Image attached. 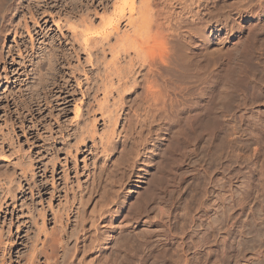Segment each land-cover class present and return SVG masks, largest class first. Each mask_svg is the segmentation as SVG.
I'll return each instance as SVG.
<instances>
[{
	"label": "rangeland",
	"instance_id": "374dc122",
	"mask_svg": "<svg viewBox=\"0 0 264 264\" xmlns=\"http://www.w3.org/2000/svg\"><path fill=\"white\" fill-rule=\"evenodd\" d=\"M9 2L22 5L10 16L13 24L27 14L36 54L26 51L25 30L1 38L0 264H97L110 253L118 264H264V59L257 56L264 15L241 13L242 0L208 3L216 12L213 21L206 17L211 50L195 44L196 60L217 65L201 91L211 81L223 91L241 66L246 70L235 52L252 40L256 48L263 44L248 56L255 63L251 82L241 83L216 124L205 122L209 103L201 100L199 139L189 133L187 114L150 124L143 109L135 112L139 99L121 84L141 57L126 39L134 34L127 21L119 32L107 29L115 0ZM35 4L45 5L39 25L28 13ZM226 14L235 21L231 33ZM80 28L94 34L88 47ZM50 50L55 62L41 60ZM213 133L216 148L208 141ZM98 233L103 253L93 250Z\"/></svg>",
	"mask_w": 264,
	"mask_h": 264
},
{
	"label": "bare ground",
	"instance_id": "6f19581e",
	"mask_svg": "<svg viewBox=\"0 0 264 264\" xmlns=\"http://www.w3.org/2000/svg\"><path fill=\"white\" fill-rule=\"evenodd\" d=\"M8 1L9 0H0V42H1V38L3 36L5 37L9 35V33H14V35H20L22 34V31L25 30L29 34L30 36L29 42H31V47H27L25 45L27 47L26 51L31 50L33 52V54L31 55L33 56L34 53L36 54V48H35L36 43H35L34 35L32 34L31 28L29 26L30 21H28L27 19V14H25L24 16L21 15L23 16L22 20L20 19L21 21H19L17 24L15 23L13 24L11 15L18 8L21 9L22 5H20V3L17 4L15 2L8 3ZM115 1H116L115 2L116 6L114 5L115 12L113 10L114 13L112 17L110 16L109 20L107 21L108 22L107 29H109L110 31L114 30L119 32L118 31L119 25L121 21L124 20L127 21L126 24L128 25V27L133 29L132 32L134 31L133 35L128 34L126 36L127 38L126 37L125 38L128 41L129 40L132 41L134 46L132 44L131 46L137 48L135 49L136 53L139 51L140 56H138V53L137 56L138 58L141 57V60L139 59L140 61L139 60L138 61L140 62L139 67L140 68L142 67V69L139 70L140 68H137L138 69L137 71L136 69H134V66L136 65L131 63L133 67L130 68L132 69L130 70L128 68L130 71L124 73L127 75L126 76L122 75L123 72L122 74L119 72V76L121 74V76H125V79H127V80L122 79L124 84H121L122 85L121 87L123 88L124 86L125 90L131 89L132 91V92L130 91L131 95L135 94V101H137L136 99H139V103L137 104V107H135L136 110L135 112L137 113L138 110L143 109L144 114L143 117H141L143 118L144 121L143 123H146L145 121H147L150 124H153L155 121L158 120L165 121V119H167L170 116V114H172L173 112H175L176 115L179 114L180 116L182 114L183 115L187 114V116H184L185 119L189 120L191 118V121L189 120L191 122L190 124L191 127L189 129L187 128L189 130V133L190 134L194 133L193 135H195L196 133L198 135L200 130L202 131L203 129V128L201 129V126H205V124L201 125L202 123L198 124L199 119L204 114L203 111L201 110L198 111V109L201 108V100H204L206 98H208L209 104L207 105L208 107L206 109L208 110L207 111L205 110L206 112L203 118H207L205 122L206 121H209L210 123L217 122L221 114V111L222 112L224 111V106L226 102L228 101L227 102L228 106H232V100H236L237 97L241 94L240 90L243 82L245 83L247 79L249 80V74H250L249 71L252 70V67H255L253 66V64L255 63H252L250 60V64H252L251 66L248 62L249 61L248 56L252 55V57H254L256 49H258L260 45L263 44V42L261 44V41H264L263 40L264 38L263 39L261 38L259 47L256 48L258 44L255 40H252L251 42L249 40L248 42L250 43L246 44L247 50L246 49L242 51L240 50L241 51L240 53H238L239 51L238 52L236 51L235 55L233 54L236 59V60L233 59L234 61L240 60L239 58L242 57L244 58V60L242 59L243 61L242 60L241 61L243 64L245 63L247 65L245 67L246 70L245 72H242L243 71L242 68L244 65L242 64L243 66H241L242 67L241 68L240 67L241 62L239 61L240 64L236 62L242 71L238 70L236 73H234L233 77L228 82L227 87L223 91L220 90L219 82L217 81H211L210 85L207 86V89L201 91L203 89L200 88L201 85L204 84L207 80H210V78L215 73V66L217 65V60L214 58L207 59L205 64H203V62L196 60L197 46L195 45L197 43H200L199 45L201 44L204 45V48L207 50V52L211 48L212 40L209 37L208 33L206 32L205 28L208 25L206 24V17L210 18L213 21V19H215L216 16L214 6L208 7V3L210 5V3L213 2V0H139V3L138 0H115ZM242 2H243L242 6L240 5L241 7H243V9L240 8V10L242 11L241 13H243L245 10L246 13L251 14L255 9H258L259 10L258 13H260V15H264V0H242ZM45 4H48V2L46 1ZM35 6L36 7H31L29 12L28 11L27 12L30 14L31 21L39 25L40 23L39 11L45 5L38 6L37 4H35ZM236 8L238 9L239 5ZM241 13L240 15H242ZM224 18H226L225 24L229 29V33H231L234 30V24H233L234 20L227 14ZM106 32L112 34V32H108V31ZM107 33L106 35L108 36L109 34ZM76 34L80 35L83 44L87 47L90 45L91 40L95 38L93 37L94 34L92 35V32L90 31L89 28H80L78 29V32ZM2 46L0 44V64L4 63L6 65L7 60H6V56L4 55L5 53L3 52ZM258 50H260V48ZM11 52L12 50L11 48H9L8 54H11L10 56L14 58L13 57L14 55ZM259 52H260L259 55H257L259 58L258 60L264 59V51L262 52L259 51ZM18 53L20 55L22 54L23 56L22 50L20 48L18 49ZM47 55L49 60L52 62H55L54 60L58 56L57 53L50 50L49 53L43 54V58H41V60L46 59ZM250 56L249 59H251ZM52 62H50L51 65L49 64L50 67L53 66ZM136 74H140V76H136ZM119 78H123V77H119ZM249 81L251 82V80ZM199 90L201 92H199ZM179 97L182 98V101L180 103L182 107L180 106V108L177 107L178 106L177 103L180 102ZM193 104L195 106H193ZM129 109L131 110L132 106H130ZM192 110H196L198 113ZM190 111L195 113L196 115L190 114ZM226 111H228V108L226 109ZM138 115L139 114H137V116ZM115 119L116 122H118L117 121L118 119L117 118ZM200 120L202 121V118ZM190 122L186 121V123L188 124ZM186 125L184 126L186 127ZM182 129H184V127ZM188 130L184 129L185 132ZM201 134L204 135V133ZM201 134H199V136L196 135L195 136L197 138L199 137L200 139L201 137H203V136L200 137ZM209 135L210 137L208 141H210L209 143H211V145L215 147L216 144H214V142L216 141L218 136L216 133ZM190 139H192V137L191 138L188 137V140ZM192 141H194V139H192L191 142ZM182 142H185V140H182ZM196 142L197 141H194L193 143ZM186 144L184 146V149H189L190 146L187 147ZM209 145L210 144H208V146ZM181 147H183V145L180 146V148ZM191 150L192 152L197 153L196 151L197 147L196 150L194 149ZM185 151L188 150H184V152ZM95 226L97 227V225ZM95 231H97V229ZM113 238H114V234L110 233L109 238L104 240L105 241L104 243L106 244L107 247V251L111 247L109 246V244L113 242ZM92 240L94 243L96 242L95 244L93 243L94 245L93 250L96 249L95 252L103 253V249H104L102 243L103 241L100 239V234L98 233L94 235V239ZM114 244L112 245V247L115 246ZM49 250L52 252L54 249L53 247H51ZM63 250L64 251L67 250L66 245H63ZM43 251H44L43 248L38 249L36 255ZM147 256L146 257L143 256L141 260L145 261ZM98 259L100 258L98 257ZM102 261L103 262L98 261L97 264H118L114 261V258L111 256V253L110 256L107 255L106 262H104V260Z\"/></svg>",
	"mask_w": 264,
	"mask_h": 264
}]
</instances>
